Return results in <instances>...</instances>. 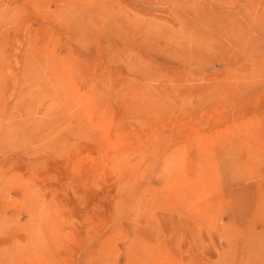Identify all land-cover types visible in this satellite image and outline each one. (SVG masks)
<instances>
[{
  "label": "rangeland",
  "instance_id": "374dc122",
  "mask_svg": "<svg viewBox=\"0 0 264 264\" xmlns=\"http://www.w3.org/2000/svg\"><path fill=\"white\" fill-rule=\"evenodd\" d=\"M0 264H264V0H0Z\"/></svg>",
  "mask_w": 264,
  "mask_h": 264
},
{
  "label": "bare ground",
  "instance_id": "6f19581e",
  "mask_svg": "<svg viewBox=\"0 0 264 264\" xmlns=\"http://www.w3.org/2000/svg\"><path fill=\"white\" fill-rule=\"evenodd\" d=\"M100 154V153H99ZM101 157V155H99Z\"/></svg>",
  "mask_w": 264,
  "mask_h": 264
}]
</instances>
